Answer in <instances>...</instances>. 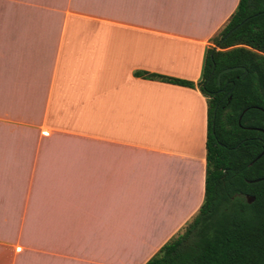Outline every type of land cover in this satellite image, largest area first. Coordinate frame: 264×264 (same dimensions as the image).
<instances>
[{"label":"crops","instance_id":"crops-1","mask_svg":"<svg viewBox=\"0 0 264 264\" xmlns=\"http://www.w3.org/2000/svg\"><path fill=\"white\" fill-rule=\"evenodd\" d=\"M240 1L0 0V264H147L183 233Z\"/></svg>","mask_w":264,"mask_h":264},{"label":"trees","instance_id":"trees-1","mask_svg":"<svg viewBox=\"0 0 264 264\" xmlns=\"http://www.w3.org/2000/svg\"><path fill=\"white\" fill-rule=\"evenodd\" d=\"M214 42L199 83L208 99L205 201L147 264H264V0H241Z\"/></svg>","mask_w":264,"mask_h":264},{"label":"water","instance_id":"water-1","mask_svg":"<svg viewBox=\"0 0 264 264\" xmlns=\"http://www.w3.org/2000/svg\"><path fill=\"white\" fill-rule=\"evenodd\" d=\"M237 69H238V68H232V69H226V70H224V71L219 75V80H220L222 74L227 73V72H230V71H232V70H237ZM247 75H248V72L245 71V73L242 75V79H245ZM263 154H264V152L258 157V159L261 158V157L263 156ZM252 201H253V199H250V200H249V202H252Z\"/></svg>","mask_w":264,"mask_h":264},{"label":"rangeland","instance_id":"rangeland-1","mask_svg":"<svg viewBox=\"0 0 264 264\" xmlns=\"http://www.w3.org/2000/svg\"><path fill=\"white\" fill-rule=\"evenodd\" d=\"M217 49H219V48L217 47ZM190 223H191V222H190ZM190 223H189V224H190ZM185 229H186V228H185ZM184 232H185V230L183 231V233H184Z\"/></svg>","mask_w":264,"mask_h":264}]
</instances>
